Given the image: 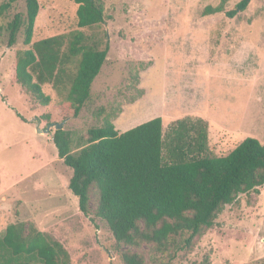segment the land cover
<instances>
[{"label":"rangeland","instance_id":"rangeland-1","mask_svg":"<svg viewBox=\"0 0 264 264\" xmlns=\"http://www.w3.org/2000/svg\"><path fill=\"white\" fill-rule=\"evenodd\" d=\"M220 1L100 0L104 22L78 28L72 0H38L32 41L74 30L108 41L106 59L77 116L64 110L68 76L58 88L42 85L50 96L47 105L15 80V54L25 46L23 28L10 46L4 29L16 13L25 15V0H15L0 15V236L9 223L25 221L60 242L70 264H123L126 250L141 255L144 264H264V184L224 205L190 249L119 245L96 214L94 186L88 213L79 210L68 188L72 170L52 140L54 126L48 133L38 131L62 123L76 153L86 144L88 129L106 120L121 130L128 122L136 126L162 114L166 132L186 111L194 112L192 119L208 121L211 155H226L247 136L264 143V0H249L232 18L225 11L238 0L202 14L206 5ZM67 67V75L75 72L73 64ZM141 99L148 100L145 107Z\"/></svg>","mask_w":264,"mask_h":264},{"label":"trees","instance_id":"trees-1","mask_svg":"<svg viewBox=\"0 0 264 264\" xmlns=\"http://www.w3.org/2000/svg\"><path fill=\"white\" fill-rule=\"evenodd\" d=\"M78 28H94L104 22L100 0H72ZM206 5L203 15L222 11ZM15 0L0 4V15ZM249 0H238L225 11L234 17ZM23 16L16 13L6 24L8 45L23 28L24 48L15 54V80L38 103L50 96L42 85L55 88L69 78L64 110L77 116L90 96V87L104 63L108 41L81 30L58 33L32 41L38 0H25ZM3 27L0 25V33ZM106 37V36H105ZM75 72L67 75V66ZM69 132L55 130L52 140L64 165L72 170L68 188L78 208L88 213L90 190L98 195L96 214L102 218L117 244L152 243L157 251L190 249L193 238L213 225L216 214L240 193L258 192L264 184V143L247 136L226 155L208 149V122L189 116L172 121L162 130L160 116L124 132L106 120L87 131L86 144L70 149ZM0 264H70L64 246L25 221L9 223L0 236ZM123 264H144L142 256L128 250ZM244 264V263H242Z\"/></svg>","mask_w":264,"mask_h":264},{"label":"crops","instance_id":"crops-1","mask_svg":"<svg viewBox=\"0 0 264 264\" xmlns=\"http://www.w3.org/2000/svg\"><path fill=\"white\" fill-rule=\"evenodd\" d=\"M178 95H180V94H178ZM168 97V96H167ZM167 97L165 96V100H166V102H168V100H167ZM182 98V97H181ZM147 102H148V100L147 99H144V101H143V99H141V103L139 104V105H141V106H146V104H147ZM180 102V103H179ZM178 102V104L180 105L182 102H183V100L181 99V101H179ZM183 104H185V103H183ZM144 109V108H143ZM183 110H185V109H182V110H180V111H183ZM182 114H181V116L179 117V118H182V117H186V116H191V114H193L194 112H186V111H183V112H181ZM194 115H196V114H194ZM157 116H160L161 117V119H163L162 117L164 116V115H162V114H156V115H151V116H147V117H145V118H143V122H145V121H148V120H150V119H152V118H154V117H157ZM196 117H199V116H196ZM201 118V117H200ZM204 119V118H203ZM206 120V119H205ZM128 121H134V119H132V120H128ZM142 121L140 122V123H142ZM207 121V120H206ZM208 122V121H207ZM129 125V126H128ZM121 127V130H118L119 132H124V131H126V130H128V129H130L131 127H134L133 126V124L131 125L129 122L126 124V125H123V126H120Z\"/></svg>","mask_w":264,"mask_h":264},{"label":"water","instance_id":"water-1","mask_svg":"<svg viewBox=\"0 0 264 264\" xmlns=\"http://www.w3.org/2000/svg\"><path fill=\"white\" fill-rule=\"evenodd\" d=\"M61 125H62V123H58V122L48 123L44 129L38 128V131L48 133L50 131L51 126H54L55 130H59V129H61Z\"/></svg>","mask_w":264,"mask_h":264}]
</instances>
